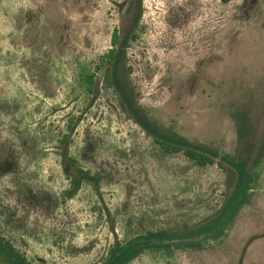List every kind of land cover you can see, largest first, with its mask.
<instances>
[{
  "label": "rangeland",
  "instance_id": "374dc122",
  "mask_svg": "<svg viewBox=\"0 0 264 264\" xmlns=\"http://www.w3.org/2000/svg\"><path fill=\"white\" fill-rule=\"evenodd\" d=\"M137 16L134 0H0V231L31 264H264V0H142ZM115 29L155 121L252 155L248 196L208 231L146 238L216 219L229 181L122 110L96 71ZM72 119L69 154L95 179L79 186L60 154Z\"/></svg>",
  "mask_w": 264,
  "mask_h": 264
},
{
  "label": "trees",
  "instance_id": "16d2710c",
  "mask_svg": "<svg viewBox=\"0 0 264 264\" xmlns=\"http://www.w3.org/2000/svg\"><path fill=\"white\" fill-rule=\"evenodd\" d=\"M134 2L137 6L138 21L142 16V0H134ZM136 38V35H134L131 40ZM129 42L130 38L121 42L119 30L115 29L111 42L112 49L100 57L96 66L97 72H104L107 86L113 89L119 97L122 110L152 137L165 153H182L201 167L215 164L218 160L229 181L226 204L216 219L195 229L150 232L146 238L150 240L177 239L208 231L224 218L238 199L244 198L248 194V189L253 183L250 166L252 155L250 154L247 157L220 155L215 149L201 143L192 142L155 121L137 99L136 89L131 78V67L127 63L126 49ZM82 84L89 95L94 94L97 86V73H85L82 76ZM74 129L75 120L72 119L69 122L67 133L60 140V154L63 158L64 172L68 180L74 183L75 186H79L82 182L93 183L95 182L94 174L84 170L79 162L69 154ZM74 175H77V177L75 178ZM123 250L121 247H114L111 257H117ZM138 252L139 250L134 251L126 258H130ZM0 264H31L27 257L3 236L1 231Z\"/></svg>",
  "mask_w": 264,
  "mask_h": 264
}]
</instances>
